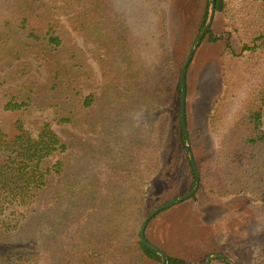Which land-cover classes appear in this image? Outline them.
I'll list each match as a JSON object with an SVG mask.
<instances>
[{
    "label": "trees",
    "instance_id": "obj_1",
    "mask_svg": "<svg viewBox=\"0 0 264 264\" xmlns=\"http://www.w3.org/2000/svg\"><path fill=\"white\" fill-rule=\"evenodd\" d=\"M119 2L126 6L113 16L109 0H0V263L11 245L28 248L26 264L161 259L139 230L175 123L185 147L182 65L168 43L167 0L157 1L153 21L142 16L147 0ZM214 2L228 36L208 115L217 147L198 164L199 187L211 200L246 195L264 204V0ZM139 106L151 114L147 134L130 124ZM27 111L34 131L22 121Z\"/></svg>",
    "mask_w": 264,
    "mask_h": 264
},
{
    "label": "rangeland",
    "instance_id": "obj_2",
    "mask_svg": "<svg viewBox=\"0 0 264 264\" xmlns=\"http://www.w3.org/2000/svg\"><path fill=\"white\" fill-rule=\"evenodd\" d=\"M109 1L113 16L118 15L126 6L119 0H116L118 3ZM157 1L147 0L145 5L147 15L142 16L149 21L156 20L160 8ZM165 4L168 9V43L176 60L183 65L201 31L198 27L206 0H167ZM132 9L135 10V7ZM110 10L108 3V11ZM226 30L223 16L219 12H214L209 32L195 49L187 69L186 122L197 166L200 161L210 157L217 147V139L208 126V115L221 90L220 55L226 45L228 36ZM213 36H217L218 39L214 41ZM142 37L145 43V37ZM232 41L236 46L235 41ZM32 62L33 75L41 77L44 67L37 60L32 59ZM140 108L139 106L130 124L140 125L143 133L147 134L145 127L151 114L145 109L140 111ZM35 119L36 116L29 111L22 114L24 125L33 131ZM178 121L180 122L179 117ZM54 128L60 132L61 126L54 125ZM174 128V139L171 137L168 146L163 148L162 155L160 154V169L150 180L151 191L149 190V197L146 200L150 208L147 209L146 216L153 208L187 193L193 187L189 154L185 147L179 144V127L176 123ZM98 165L104 168L103 161ZM97 168L94 167L92 171H101L100 167ZM142 176L132 175L129 180H140ZM102 177H105L104 174ZM145 180L146 178H143L141 181ZM145 235L150 243L163 250L167 256L183 259L181 264H207L208 258L213 255L223 256L225 259L213 258L209 264H257L264 257V204L246 195H231L211 200L198 187L190 198L160 211L151 218L146 226ZM11 247H15L12 249L14 253L9 251V247L6 248L5 259L0 264H3L4 260L7 263L14 261V264H26L28 257L32 260L28 248H24L23 245ZM44 256L46 255L41 254L39 261H43ZM45 261H47L45 264H48V260ZM144 263L162 264V261L147 258ZM105 264L113 263L107 261Z\"/></svg>",
    "mask_w": 264,
    "mask_h": 264
},
{
    "label": "water",
    "instance_id": "obj_3",
    "mask_svg": "<svg viewBox=\"0 0 264 264\" xmlns=\"http://www.w3.org/2000/svg\"><path fill=\"white\" fill-rule=\"evenodd\" d=\"M214 12H215V2H214V0H212L210 8H209L207 20H206L203 28L201 29L200 33L196 37L192 47L190 48V50L186 56V59H185L183 65L181 67V71H180V88H181L180 108H179V110H180V123H181L182 132H183V135L185 138V148H186L187 153L189 154L190 163L192 164V167L194 169L197 180H196L195 184L193 185V187L191 188V190L188 191L187 193L182 194L176 198L170 199V200L166 201L165 203L153 208L147 214V216L144 218L142 225H141V228H140V240H141L142 244L145 245L146 247L150 248L151 250H154L157 254H159L161 257L162 264H169L168 256L163 250L159 249L158 247H156L155 245H153L152 243H150L147 240V238L145 236V229H146L148 222L157 213L175 205L176 203L182 202V201L190 198L191 196H193V194L197 191V189L199 187L200 175H199L198 166L195 162V159H194V156L192 153V148H191V144H190L191 140H190V136H189V132H188V126H187V122H186V98H187L186 74H187L188 66H189L191 59L193 57V54L195 52V49L197 48V46L199 45V43L201 42V40L203 39L204 35L206 34V32L208 31V29L210 27V24H211L213 16H214ZM217 257L225 259L223 256L213 255V256H210L208 258L207 264H209L213 258H217ZM226 260L229 261L230 259H226Z\"/></svg>",
    "mask_w": 264,
    "mask_h": 264
}]
</instances>
